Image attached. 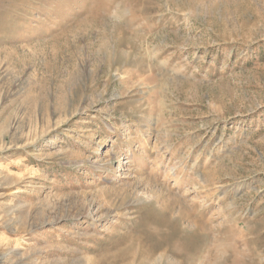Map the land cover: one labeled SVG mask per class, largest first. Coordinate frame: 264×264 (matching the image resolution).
Listing matches in <instances>:
<instances>
[{
	"label": "rangeland",
	"instance_id": "1",
	"mask_svg": "<svg viewBox=\"0 0 264 264\" xmlns=\"http://www.w3.org/2000/svg\"><path fill=\"white\" fill-rule=\"evenodd\" d=\"M0 264H264V0H0Z\"/></svg>",
	"mask_w": 264,
	"mask_h": 264
}]
</instances>
